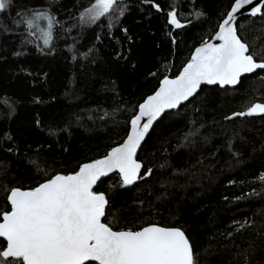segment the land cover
Segmentation results:
<instances>
[{"label":"trees","instance_id":"1","mask_svg":"<svg viewBox=\"0 0 264 264\" xmlns=\"http://www.w3.org/2000/svg\"><path fill=\"white\" fill-rule=\"evenodd\" d=\"M92 2L16 0L0 13V211L12 187L28 189L77 170L122 142L138 103L163 75L178 74L229 4L156 0L163 9L157 12L146 0H121L126 11L112 28L107 16L82 27L73 18ZM48 4L64 27H56L49 46L31 36L33 43L21 45L27 32L13 24L17 5ZM173 5L186 24L182 29L167 24ZM193 6L206 15H189ZM238 23L255 58H264V19ZM260 77L264 72L257 70L232 89L202 86L156 123L138 152L152 176L120 188L112 174L96 186L112 205L105 222L116 230L147 223L181 227L198 264H264V182L258 179L264 172V115L224 119L264 103ZM192 129L198 135L185 139Z\"/></svg>","mask_w":264,"mask_h":264},{"label":"snow or ice","instance_id":"2","mask_svg":"<svg viewBox=\"0 0 264 264\" xmlns=\"http://www.w3.org/2000/svg\"><path fill=\"white\" fill-rule=\"evenodd\" d=\"M15 2L0 0V13L11 9ZM146 2L157 12H163L156 0ZM17 6L13 24L23 26L27 32V36L21 33V45L33 43L27 38L31 36L49 46L56 27H64V22L52 11V4ZM193 9L189 15L195 18L206 15L194 6ZM125 11L121 0H93L73 19L83 27L107 16L108 27L112 28V20L123 16ZM244 13L247 17L264 19V0H229L214 33L194 47L178 74L163 75L154 91L138 103L122 142L99 158L79 164L77 170L56 173L28 189L12 187L8 191L7 207L0 211V264H198L194 246L181 227L147 223L138 228L114 229L105 222L112 205L107 194L97 191L96 186L109 174H118L120 188L150 178L153 169L145 168L138 159L142 142L168 110L178 109L195 98L202 85L235 88L246 74L264 72V58L258 61L241 36L243 26L239 25L238 16ZM166 17L167 24L175 29L186 26L175 5ZM191 23L187 20V24ZM260 79L264 81V77ZM4 103L7 105L8 101ZM254 115H264V103H252L244 111L233 112L224 119ZM36 123L39 125V120ZM198 133V129H192L185 139ZM4 137L12 139L8 133ZM258 179L264 182V172Z\"/></svg>","mask_w":264,"mask_h":264},{"label":"water","instance_id":"3","mask_svg":"<svg viewBox=\"0 0 264 264\" xmlns=\"http://www.w3.org/2000/svg\"><path fill=\"white\" fill-rule=\"evenodd\" d=\"M244 17H247V13H244V15H241V16H238V21L241 19V18H244ZM249 75H251V74H246L245 76H249ZM202 86H206V87H213V86H215V85H202ZM219 87V86H218ZM220 88V87H219ZM225 88H230V89H232L233 87H231V86H225ZM221 89H224V88H221ZM191 99V98H190ZM186 102H184V104H185ZM172 110H176V109H172ZM172 110H168V112L169 111H172ZM156 125V123L154 124V126ZM152 130V129H151ZM150 130V131H151ZM147 138V137H146ZM144 142H142V144H143ZM140 150V149H139ZM139 150H138V152H139ZM110 175H112V174H109V176ZM108 176V177H109ZM105 178H107V177H102L101 178V180H103V179H105ZM99 183V182H98Z\"/></svg>","mask_w":264,"mask_h":264}]
</instances>
